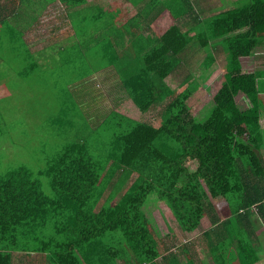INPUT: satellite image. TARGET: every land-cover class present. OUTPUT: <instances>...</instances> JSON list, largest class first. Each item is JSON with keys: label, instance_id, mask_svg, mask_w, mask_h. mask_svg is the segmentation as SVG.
Wrapping results in <instances>:
<instances>
[{"label": "trees", "instance_id": "16d2710c", "mask_svg": "<svg viewBox=\"0 0 264 264\" xmlns=\"http://www.w3.org/2000/svg\"><path fill=\"white\" fill-rule=\"evenodd\" d=\"M8 1L20 6L27 0ZM61 1L70 6L86 2ZM158 3H151V8ZM176 4L162 8L177 9ZM8 17L0 16L2 28ZM82 18L75 27L83 28L82 20L90 27L99 17ZM105 25L102 34L91 38L97 42L95 48L110 52L124 42L125 23L121 20L117 29ZM15 26L8 22L9 30L0 32V39L11 40V53L21 55L11 81H17L16 86L32 81L33 87L40 82L47 87L42 70L33 81L35 71L30 68L36 61L24 40L16 38ZM193 42L211 48L202 70L222 53L219 46L224 51L221 84L204 119L196 117L198 106L188 103L199 93L198 77L188 73L174 87L165 80ZM260 45L264 0L221 9L192 34L170 23L151 37L150 49L136 57L125 47L113 63L132 107L142 114L168 99L153 121L112 109L95 126L90 119L85 130L81 124L71 126L76 130L47 163L17 164L0 174V264H34L15 262L17 252L37 260L38 256L37 264H205L195 257L199 245L209 250L214 264H256L264 233V68L246 64ZM3 71L0 83L5 82ZM2 83L0 136L3 125L9 126L1 103L11 85ZM238 93L248 99L249 107L238 105ZM96 136L101 139L93 140ZM41 177H49L45 185L51 192L44 191ZM152 195L165 201L185 231L197 229L204 217L209 227L197 240L179 244L174 234L159 235L143 209ZM254 204L261 225L251 220ZM239 228L246 233L240 235Z\"/></svg>", "mask_w": 264, "mask_h": 264}, {"label": "crops", "instance_id": "0c3cea01", "mask_svg": "<svg viewBox=\"0 0 264 264\" xmlns=\"http://www.w3.org/2000/svg\"><path fill=\"white\" fill-rule=\"evenodd\" d=\"M0 1V16H11L12 14L19 16L16 29L12 31H16L15 34L21 41L24 40L36 61V64L30 68V70L35 71L33 81L36 80V77H45L49 86L50 80L51 89L49 91H53V96L65 105L69 104L77 117H79L77 113L82 112V116L96 122L112 109L118 110L117 106L122 105L129 98L121 85L119 72L113 63L117 61V56L123 54L126 44L131 46H128V54L136 57L139 53L147 51L151 37L162 32L170 23H176L182 30H190L192 34L220 11V8L222 10L230 9L233 6L249 2V0H169V2L167 0H86L80 6H70L61 0H27L24 5L14 6L8 0ZM155 1H159V3L155 8H151V3ZM175 1L179 3L176 4L177 9L162 8L163 4H171ZM126 4L128 6L125 7ZM178 12L181 14L176 17L175 14ZM78 15L80 16L78 17ZM87 15L99 17L96 19L97 21L91 18V21H95L91 25L93 30H89L91 26L87 27L83 23L84 20L81 21L83 28L80 25L75 27V23L77 20L79 21L78 18L83 17L82 19H84ZM154 15L155 18H153ZM124 19L125 21H123ZM45 20L47 23L42 27L43 33H41L40 25H43L42 22ZM121 20L125 25H132L130 29L125 30L124 42L121 45L117 44L110 52L104 48H95L97 42L91 37L96 39L102 34L106 23L114 24L117 29L120 27ZM1 24L2 22H0V32L4 35L5 31L7 32L9 29L6 30L4 26L2 28ZM19 31L21 32L19 33ZM47 40L49 41L46 42ZM194 43L189 47L187 46L178 68H184L185 64L193 61L199 51ZM96 50L98 51L96 52ZM73 53H77L76 59H73ZM204 60L205 58L201 63ZM79 65H86L84 73L79 71L76 73ZM0 69H5V67L0 65ZM37 70H42L40 76ZM71 70H73L75 77L71 74ZM66 71L69 73H65ZM165 80L168 82L167 79ZM101 85L110 86V97L109 90L107 89L104 93ZM90 86L92 87L91 90L97 89L98 91L92 92ZM99 99L109 104L110 100L115 101V103L113 107L101 106ZM67 110L64 109L63 111ZM239 229L241 232V228ZM245 233L241 232L240 235ZM259 244V261H261L262 244L261 242ZM195 252L197 253L195 256L197 260H203L205 264H214L209 250H207V256L204 258L199 255L198 250ZM15 258V262H33L34 264H37L36 261L39 260L38 256L37 260L19 252L15 254Z\"/></svg>", "mask_w": 264, "mask_h": 264}, {"label": "rangeland", "instance_id": "374dc122", "mask_svg": "<svg viewBox=\"0 0 264 264\" xmlns=\"http://www.w3.org/2000/svg\"><path fill=\"white\" fill-rule=\"evenodd\" d=\"M167 1L169 2V0ZM126 6H128V4H126L125 7ZM221 9L222 8L219 10ZM18 21L19 16L12 14L8 17V19H5V24L3 26H7L8 22H14L16 24ZM46 23L47 22L45 20L42 22L43 25H40L41 33H43L42 27L46 25ZM131 27V24H126L123 28L124 30H128ZM89 30L92 31L93 27L91 26ZM48 41L49 40L46 42ZM11 46V40H8L5 37L0 39V65L5 67L3 71L4 75L2 74L1 78L5 80L6 85L11 83V85L7 86V89H9L10 92L9 94L5 95V98L3 99L4 105L1 103V105L4 106V109L2 110L4 114L3 117L4 119L7 117V123L9 126L5 124L3 125L2 135L0 136V174L4 173L11 166L17 164L36 167L47 163L60 149L61 144L66 140L68 134L76 130H73L71 126L81 124L84 128L83 130H85L87 127L86 120L89 119L82 116V112H78L77 114L79 117H77L75 111H73V108L69 104L65 105L55 96H53V91H49L51 89L50 80L48 87L43 86L42 82L38 83L36 87H33L30 85V82L32 81H27L26 84L23 83L24 85L16 86L17 81H13L16 79V77H14L16 74L14 66L15 63L20 59L21 55L16 56L12 54ZM125 46L126 50L129 51L128 46L130 45L127 46L126 44ZM196 48L199 51L193 58V61L185 64L184 68H177L171 75L167 76L166 79L168 83L174 87L177 86L188 75V73H193L198 77L202 84L200 86L199 93L191 95L188 103L198 106L195 110L196 117L198 119H204L214 105L213 96L221 84V78L223 74L220 63L224 62V51L222 47L219 46L218 52L221 51L222 53L218 54L217 60L209 69L202 70L200 63L205 58L206 52L208 50L211 51V48L206 47L204 49L202 46H200V44L196 45ZM97 51L98 50H96V52ZM99 52L101 53L100 50ZM76 58L77 53H73V59ZM4 59H7L8 61H4ZM246 65H250V69L255 67L264 68V45H260L259 48L256 49L251 63H247ZM198 66L199 68H197ZM85 68L86 65H79L78 69H76V73L78 71L84 73ZM70 72L74 75L73 70ZM65 73L68 74L69 71H66ZM11 76L13 79L12 81ZM104 86L105 85H101V87H103L104 93L108 89L110 97V86ZM91 88L92 87L90 86V90ZM91 91L96 92L98 90L92 89ZM241 95L242 93L237 94L238 105L242 109H245L246 107H249L250 104L248 99ZM167 99L168 98L166 97V99L154 103L147 111L143 112L142 114L140 111H137L134 109V107H132L133 103L130 98L124 101L122 105L117 106V108L119 111H123L124 113L132 115L138 119L153 121L154 117ZM99 100L100 105L106 107H113V104L115 103V101H111L110 99H107L110 100V104L108 102H104L102 99ZM198 102H200V104H195ZM64 109L68 110L63 111ZM90 123L94 126L97 124L96 121L92 119H90ZM96 139L97 136L93 137V140ZM99 139L101 138L99 137L97 140L99 141ZM48 178L49 177H41L43 181V189L46 192H51V189L47 186V184L45 185V181ZM203 185V187L208 192H210L204 181ZM122 190L120 191L121 193ZM143 209L147 216H149L151 219V222L158 234H174V241L178 244L185 241L197 240L196 236H198V233L209 227L208 218L204 217L197 229L194 231H185L179 225V222L171 215V210L165 201L160 200L156 195H152V197L147 200L143 206ZM218 209L219 211L222 210L221 212H223L225 215V212L223 211L224 207H219ZM251 220L257 225L262 224L257 213H253ZM261 227L256 231V233L262 229ZM261 244L262 260L257 264L264 263V233L261 234ZM199 249L201 250L199 251V255L203 254L204 257H206L207 249L201 245H199ZM36 263H38V261H36Z\"/></svg>", "mask_w": 264, "mask_h": 264}, {"label": "clouds", "instance_id": "9594fccd", "mask_svg": "<svg viewBox=\"0 0 264 264\" xmlns=\"http://www.w3.org/2000/svg\"><path fill=\"white\" fill-rule=\"evenodd\" d=\"M256 206H257V205L254 204V205L252 206V208H251V210H252L253 213L257 211V207H256ZM241 212H242V211H241ZM252 215H253V214H252ZM252 215H251V217H252Z\"/></svg>", "mask_w": 264, "mask_h": 264}]
</instances>
